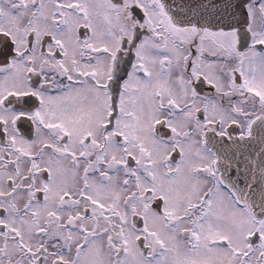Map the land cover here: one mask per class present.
<instances>
[{"label": "snow or ice", "instance_id": "1", "mask_svg": "<svg viewBox=\"0 0 264 264\" xmlns=\"http://www.w3.org/2000/svg\"><path fill=\"white\" fill-rule=\"evenodd\" d=\"M0 264H264V0H0Z\"/></svg>", "mask_w": 264, "mask_h": 264}]
</instances>
